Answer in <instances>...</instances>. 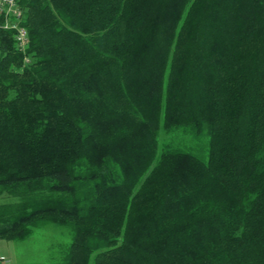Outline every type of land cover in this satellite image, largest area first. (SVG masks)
<instances>
[{"label": "trees", "instance_id": "16d2710c", "mask_svg": "<svg viewBox=\"0 0 264 264\" xmlns=\"http://www.w3.org/2000/svg\"><path fill=\"white\" fill-rule=\"evenodd\" d=\"M16 1L0 240L52 224L54 264H264V0Z\"/></svg>", "mask_w": 264, "mask_h": 264}, {"label": "rangeland", "instance_id": "374dc122", "mask_svg": "<svg viewBox=\"0 0 264 264\" xmlns=\"http://www.w3.org/2000/svg\"><path fill=\"white\" fill-rule=\"evenodd\" d=\"M68 242L67 230L47 224L35 229L26 240H0V253L7 264H54L59 248Z\"/></svg>", "mask_w": 264, "mask_h": 264}, {"label": "built area", "instance_id": "2783aa9c", "mask_svg": "<svg viewBox=\"0 0 264 264\" xmlns=\"http://www.w3.org/2000/svg\"><path fill=\"white\" fill-rule=\"evenodd\" d=\"M0 15L2 22H0V29L13 33V39L16 47L24 52L28 44V36L25 27L21 25L22 11L17 5L16 0H0ZM25 62L28 59L25 58ZM7 264V259L0 254V264Z\"/></svg>", "mask_w": 264, "mask_h": 264}, {"label": "crops", "instance_id": "0c3cea01", "mask_svg": "<svg viewBox=\"0 0 264 264\" xmlns=\"http://www.w3.org/2000/svg\"><path fill=\"white\" fill-rule=\"evenodd\" d=\"M1 254V253H0Z\"/></svg>", "mask_w": 264, "mask_h": 264}]
</instances>
